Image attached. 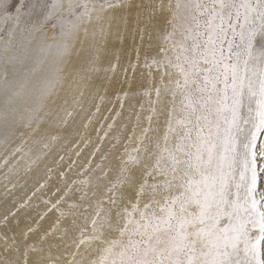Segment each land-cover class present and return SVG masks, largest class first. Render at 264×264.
Masks as SVG:
<instances>
[{
    "label": "snow or ice",
    "instance_id": "6c2138e0",
    "mask_svg": "<svg viewBox=\"0 0 264 264\" xmlns=\"http://www.w3.org/2000/svg\"><path fill=\"white\" fill-rule=\"evenodd\" d=\"M4 21L0 264H264V0H31ZM69 121L77 160L8 202Z\"/></svg>",
    "mask_w": 264,
    "mask_h": 264
},
{
    "label": "rangeland",
    "instance_id": "374dc122",
    "mask_svg": "<svg viewBox=\"0 0 264 264\" xmlns=\"http://www.w3.org/2000/svg\"><path fill=\"white\" fill-rule=\"evenodd\" d=\"M30 2H31V0H0V5H7V8H8L7 13H4L3 11H0V28L6 26L5 25V21H4V15L5 14L6 15H9V16H15L16 15V8L17 7H20L21 5H27ZM22 10L26 12L27 11V7H23ZM130 43H131L130 40L129 41H126V43H125V51H128L129 50L127 46ZM116 51L118 53L120 52V46L119 45H117ZM132 57H133V59L135 58V54L134 53H132ZM115 63H116V59H115V56H114L113 57V64H115ZM126 64H127V56L124 55V54H121L120 67H118L116 69V71H115L114 74L113 73H109V75L113 77V80H118L119 81V83L116 84V86L114 88L110 89V91L108 93V97H107V99L105 101V106L107 108H109V109H111V108L114 107L115 110H120V102L117 100V96L118 95H121L122 96L121 89H123V91H127L128 90V86H127V83H125V81H124V75H123V67ZM128 77H129V79L132 78V73L131 72L128 73ZM138 100L141 101V102H143L144 98L143 97H136L135 99H130V100H125L124 101V111H125V114L127 113L129 104L130 103H136ZM110 114H113L114 115V113H109L107 111H103L102 112V115H110ZM82 123H83V121H82L81 115H77L75 117V125L79 129V131H83V128L81 126ZM96 127H98V125H96ZM70 131H72V121H69V127L67 129H60V128L53 129L52 134L53 135L59 134L60 138L53 143V145L51 147V150L48 151L47 152V155H45L44 157L49 156V154L52 151L53 146L56 145L57 143H59L62 139H64L63 140V142H64L68 138ZM88 135H90L91 138H92V140H93V142H95V140H96V131H95V128L94 127L88 129ZM71 139H72L73 142L71 141ZM78 139H79L78 136L71 135V137H69V140L67 141V144L60 149L61 152H59V154H58L59 157L61 155L65 156V162L63 163V165H61L62 168L69 163V160H70L71 156H72V159L71 160H77V157L75 156V150L73 148V145L76 143V141ZM29 144H31V141H29ZM68 145H70V146H68ZM81 147H83V145H81ZM39 151H41V149H40L39 146H37L36 148H34V152H39ZM88 151H89V149H84V152L81 154V157H80V161L79 162H83V159L87 155ZM133 155H135V153H133ZM59 157H58V161H59ZM66 160H68V162ZM53 166L54 165H52L50 167H53ZM111 166L113 168H115V162L114 161L112 162V165ZM27 173H29V172H27ZM27 173H23L22 172L21 173V177L26 176ZM109 175L114 180L115 177H116V172L113 171ZM84 179L87 180L88 178L87 177H84ZM55 180H56V178H55ZM43 182L44 181H41L40 184L43 183ZM96 183H97L96 180L93 179V185H95ZM106 183H107V181H104L102 183L101 190L103 189V184H106ZM39 185L36 188H38ZM35 189L33 191H35ZM32 192L30 193V195L32 194ZM98 195H99V193H98ZM79 211H83V210L81 209ZM92 211H93V209H91V208L88 209L89 214H91ZM77 215H78V221L77 222L78 223H83V219L82 218H79V212L77 213ZM68 222L69 223L71 222V218H68ZM56 253H57V249H53V254H56Z\"/></svg>",
    "mask_w": 264,
    "mask_h": 264
},
{
    "label": "bare ground",
    "instance_id": "6f19581e",
    "mask_svg": "<svg viewBox=\"0 0 264 264\" xmlns=\"http://www.w3.org/2000/svg\"><path fill=\"white\" fill-rule=\"evenodd\" d=\"M69 137L71 136L69 135L64 142H63L64 139H62L59 143L54 145L49 156L44 157L37 165L32 167V170L29 173H27L26 176L21 177L17 187L13 189L8 195L7 197L8 202H11L13 197H15L18 202H23L28 196H30V193L40 184L41 181H45V179L47 178V168H49L52 165H54L53 167H55L56 163L58 162V157H59L58 154L59 152H61L60 149L67 144ZM70 159H72V156ZM66 161L68 162V160ZM55 178L56 177L54 176L53 181L55 180ZM3 191H4L3 188L0 187V202H3L5 200ZM2 207L3 204L0 203V208Z\"/></svg>",
    "mask_w": 264,
    "mask_h": 264
}]
</instances>
